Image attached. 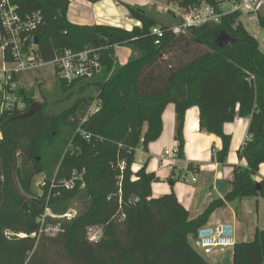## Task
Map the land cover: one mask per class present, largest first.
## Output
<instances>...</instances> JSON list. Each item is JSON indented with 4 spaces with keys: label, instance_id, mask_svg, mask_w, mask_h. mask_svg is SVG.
Instances as JSON below:
<instances>
[{
    "label": "trees",
    "instance_id": "trees-1",
    "mask_svg": "<svg viewBox=\"0 0 264 264\" xmlns=\"http://www.w3.org/2000/svg\"><path fill=\"white\" fill-rule=\"evenodd\" d=\"M165 1L184 10L209 5L223 16L217 24L173 34L172 25L160 22L148 8L125 5L139 24L125 30L70 23L67 0H15L22 16L41 17L32 35L44 61L52 60L55 49L91 48L99 51L100 70L70 85L56 78L50 90L38 84L41 109L22 120L18 117L36 102V88L22 86L21 75L14 78L25 108L0 112V264H208L188 238H196L225 202L264 199V180L254 179L264 163V54L244 27L243 13L222 12L224 3L233 6L241 0ZM256 21L264 30V17L258 15ZM154 27L161 30L160 37L151 34ZM222 35L233 43L220 46ZM118 47L131 51L123 65L117 63ZM93 98L99 109L82 123ZM168 104L174 105L179 160L188 109H198L200 131L221 140L214 154L220 165L230 145L224 124L249 119L247 139L238 151L247 166L234 167L224 200L212 201L194 219L173 194L151 198L156 178L145 162L132 172L137 151L145 152L159 138ZM83 170L84 189L57 187L73 171ZM37 175L43 176L41 195L31 189ZM53 180L56 186L50 190ZM74 203L77 216L62 222L63 233H40L37 220L45 209L62 215ZM55 223L46 217L44 226ZM96 225L102 226V239L90 243L86 229ZM231 264H264V230L256 229L252 241L232 247Z\"/></svg>",
    "mask_w": 264,
    "mask_h": 264
},
{
    "label": "crops",
    "instance_id": "crops-1",
    "mask_svg": "<svg viewBox=\"0 0 264 264\" xmlns=\"http://www.w3.org/2000/svg\"><path fill=\"white\" fill-rule=\"evenodd\" d=\"M67 1L69 3L67 19L76 25H109L131 30L139 24L130 17L125 5L148 8L158 20H161L158 15L165 16V8H153L152 0ZM223 7L224 5L222 11H224ZM232 8L224 12H230ZM250 15L243 18V22L257 27V23L253 24V20H256L258 15L264 17V4L257 13ZM244 27L246 28L245 25ZM252 36L256 38V31ZM198 120L199 112L196 107L185 112L183 159L172 162L169 158L162 157L166 150L177 149V143L174 141V105L168 104L162 112V131L159 138L149 143L145 152L142 149L137 151L136 161L132 166V172L135 173L145 162L146 171L156 178L151 185V198L156 199L173 194L178 203L187 211L190 219L202 214L212 201L224 200L225 195L231 189L234 167L245 168L247 166L246 161L238 157V151L247 139L249 119L236 118L224 124L223 132L230 137V145L223 165L214 160L215 152L221 149V140L213 134L200 131ZM190 164L197 166V171L190 169ZM170 179H174V182H170ZM254 179L256 182L264 180V163L259 166L258 175ZM221 225L232 227L235 244L252 241L256 229L264 230V199L260 197L240 198L225 202L212 214L205 227L215 228ZM188 240L200 254L195 243L196 238L189 237ZM212 254L214 256L211 258H204L200 255L208 264H231L232 248L230 252L226 249L222 252H212Z\"/></svg>",
    "mask_w": 264,
    "mask_h": 264
},
{
    "label": "built area",
    "instance_id": "built-area-1",
    "mask_svg": "<svg viewBox=\"0 0 264 264\" xmlns=\"http://www.w3.org/2000/svg\"><path fill=\"white\" fill-rule=\"evenodd\" d=\"M262 4L261 0H241L232 6L231 11H240L247 15L255 14ZM164 12L176 22L169 29L173 34H179L188 28H198L212 23L217 24L223 16L222 13L209 5L195 6L187 10L166 5ZM40 22L41 17L38 13L22 16L15 0H0V23L2 27L0 30L2 60L0 66V112L3 110L22 112L24 110V103L16 95L19 83L14 80L20 75H29L50 68L49 70L55 78L70 85L82 79H90L100 70L99 51L91 48H85L79 52L68 49H55L52 60L44 61L32 35ZM151 34L160 37L162 32L158 27H154ZM158 42L155 43L158 44ZM7 65H10V67L8 68ZM98 109V100L94 99L89 105L82 123L95 114ZM79 131L81 130L78 129ZM82 136L86 140L89 139L88 134L82 133ZM162 157L175 162L178 159L177 149L173 151L166 150ZM84 173V170L81 172L73 171L69 179L60 181L57 183V187L65 190H72L77 187L80 190L84 189ZM55 184L56 182L53 180L50 184V190L56 186ZM77 213L76 208H71L62 215H54L48 209H45L42 218L37 220L41 225L40 233L52 237L63 233L62 224L58 222L44 226L46 217L54 221L70 222L77 216ZM86 238L90 243L99 242L102 239V226L88 227ZM196 239L198 240V248L204 255H210L212 252L217 251L222 252L235 245L232 227L228 225L215 228L203 227L198 230Z\"/></svg>",
    "mask_w": 264,
    "mask_h": 264
},
{
    "label": "rangeland",
    "instance_id": "rangeland-1",
    "mask_svg": "<svg viewBox=\"0 0 264 264\" xmlns=\"http://www.w3.org/2000/svg\"><path fill=\"white\" fill-rule=\"evenodd\" d=\"M153 1V8L157 9L159 8H165V0H152ZM264 4V1H262ZM223 10L224 11H228L232 8V5L224 3L223 4ZM171 7H174L175 4L171 3L170 4ZM157 12V11H156ZM251 16V15H248ZM246 13H243V18L248 17ZM160 22L164 23V24H175V20H173V18L168 15L165 14V16L163 15H158ZM242 18V20H243ZM244 23V22H243ZM244 25L246 26V29L248 30V32L253 35L256 31V39L258 41L259 44V49L260 51L264 54V30L260 29L259 27H252L250 25H248L247 23H244ZM116 54H117V63L118 65H123V63L125 64V62L127 61V58L130 57L131 55V51L130 49L126 48V47H118L116 49ZM2 60H1V51H0V66H1ZM7 67L9 68L10 65H7ZM50 68L41 70L39 72L33 73V74H29V75H24L21 77L20 80V84L22 86H24L25 88H30V87H34L36 88L38 86V84L46 89V90H50L53 87V84H56V78L54 77V75L52 74V72L49 70ZM0 83H1V77H0ZM36 86V87H35ZM35 99L36 102L40 103L42 101V97L39 96L40 93L38 92V89L36 88V92H35ZM94 100V98H93ZM92 100V102H93ZM91 102V103H92ZM90 103V104H91ZM43 183V176L42 175H37L33 178L32 180V184H31V189L34 192L35 195H41V187L40 184ZM77 203L73 204L72 208H77ZM58 223L62 224L63 221H57ZM251 241V240H250ZM198 249V248H197ZM226 250V249H225ZM231 248H227V252H230ZM198 251L200 252V254L204 257V258H211L214 255L210 254V255H204L202 254L201 250L198 249Z\"/></svg>",
    "mask_w": 264,
    "mask_h": 264
},
{
    "label": "water",
    "instance_id": "water-1",
    "mask_svg": "<svg viewBox=\"0 0 264 264\" xmlns=\"http://www.w3.org/2000/svg\"><path fill=\"white\" fill-rule=\"evenodd\" d=\"M257 21L253 20V24H256ZM34 43H37V40L34 38ZM218 43L221 46L222 44H232L233 40H231L228 36L226 35H222L219 39H218ZM41 109V104L38 102H35L34 104H32L28 110L26 112H24L23 114H21L18 119L22 120L25 118H29L32 115H34L35 113L39 112ZM24 210L27 211L26 206H24ZM196 245L198 246V240H195Z\"/></svg>",
    "mask_w": 264,
    "mask_h": 264
}]
</instances>
